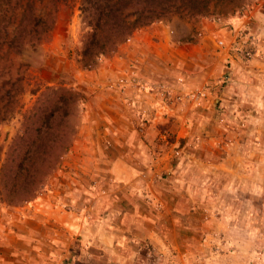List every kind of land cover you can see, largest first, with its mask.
<instances>
[{
  "label": "rangeland",
  "instance_id": "1",
  "mask_svg": "<svg viewBox=\"0 0 264 264\" xmlns=\"http://www.w3.org/2000/svg\"><path fill=\"white\" fill-rule=\"evenodd\" d=\"M262 1L156 21L88 64L81 0H0L5 153L44 91L83 90L59 168L0 202V264H264V106L230 96L251 59L231 18Z\"/></svg>",
  "mask_w": 264,
  "mask_h": 264
},
{
  "label": "trees",
  "instance_id": "2",
  "mask_svg": "<svg viewBox=\"0 0 264 264\" xmlns=\"http://www.w3.org/2000/svg\"><path fill=\"white\" fill-rule=\"evenodd\" d=\"M248 0H81V17L89 31L83 36V60L92 64L114 52L133 33L176 15H229ZM83 90L63 86L44 91L24 116L16 137L0 145V202L16 207L36 198L59 168L76 137L73 118L79 113ZM4 120L0 114V122Z\"/></svg>",
  "mask_w": 264,
  "mask_h": 264
},
{
  "label": "crops",
  "instance_id": "3",
  "mask_svg": "<svg viewBox=\"0 0 264 264\" xmlns=\"http://www.w3.org/2000/svg\"><path fill=\"white\" fill-rule=\"evenodd\" d=\"M230 24L234 27L235 34L243 35L245 33L243 40L247 42L246 49L251 55V59L246 62L247 64L241 66V69L245 71V77L239 83L242 88L231 92V102H234L235 105H242L243 101H247L248 98L246 104L248 107V103L264 106V82L261 84L264 81V76L259 75V72L264 71V0L254 9H251L250 13L232 17ZM156 44L158 47L163 45L162 42ZM237 46L240 48L242 43L237 44ZM236 63L238 67L240 65L238 60ZM259 90L261 91L259 92ZM121 168H123L121 162H114L112 170L117 177L122 178ZM57 218L58 216L55 214L54 219L58 220Z\"/></svg>",
  "mask_w": 264,
  "mask_h": 264
}]
</instances>
